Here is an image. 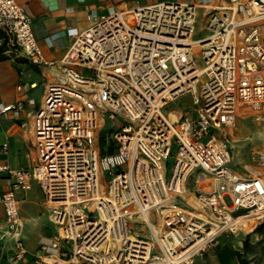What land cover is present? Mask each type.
<instances>
[{"label":"built area","instance_id":"obj_1","mask_svg":"<svg viewBox=\"0 0 264 264\" xmlns=\"http://www.w3.org/2000/svg\"><path fill=\"white\" fill-rule=\"evenodd\" d=\"M89 17L50 61L24 6L0 0L11 46L31 63L56 66L32 115L35 163L0 164L13 261L28 259L17 191L32 181L55 226L40 237L34 264H193L238 229L236 218L264 221V177L234 169L227 138L239 115L264 105V0L163 1ZM198 22L207 33L194 37ZM184 93L193 110L173 119L167 108ZM22 109L0 103V115ZM108 121L112 151L101 154ZM253 154L264 167V148Z\"/></svg>","mask_w":264,"mask_h":264},{"label":"crops","instance_id":"obj_2","mask_svg":"<svg viewBox=\"0 0 264 264\" xmlns=\"http://www.w3.org/2000/svg\"><path fill=\"white\" fill-rule=\"evenodd\" d=\"M17 1L24 6L31 19L33 31L44 58L59 61L72 42V36L68 31L87 28L92 22L90 14H106L112 7L125 8L163 1L196 2L199 0ZM0 34L2 35L0 43L4 36L7 38L5 50L7 57L0 59V103L9 104L20 101L23 104V109L17 114L8 111L0 115V164H8L11 168L29 167L35 163V156L31 149L32 115L42 101L47 83L54 78L56 66L29 62L14 48L12 49L9 37L1 29ZM19 85L21 89H18ZM39 85L42 86V90L37 93L36 89ZM169 110L176 115L182 112L181 110ZM4 144L7 145L6 150L2 148ZM236 157V153L235 157L232 155L233 167L240 175L258 174L264 177V167L257 164L255 157L251 163L245 164L241 158ZM240 164L244 167H239ZM8 187L4 173L0 172V190H6ZM17 196L28 259L24 262L13 261V240L6 234L4 208L0 203V264H34L31 256L38 247L40 237L50 236L55 231L44 194L36 181H32L30 189L17 191ZM253 219L252 217L242 219L243 231L249 230ZM257 227L246 236L240 232L221 234L217 243L207 246L202 254L195 257L193 264H240L238 252L250 264H264V227Z\"/></svg>","mask_w":264,"mask_h":264},{"label":"rangeland","instance_id":"obj_3","mask_svg":"<svg viewBox=\"0 0 264 264\" xmlns=\"http://www.w3.org/2000/svg\"><path fill=\"white\" fill-rule=\"evenodd\" d=\"M195 36H202L205 35L206 31H201V24L198 22L195 25ZM198 67L204 66V60L201 58L196 57ZM39 81V80H38ZM42 90V86L39 85L36 89L37 93ZM192 99L189 93H184L178 98L171 101L167 109H174V110H193L192 106ZM122 119L117 117L116 122L113 128L110 130L108 136H112L114 131L121 125ZM111 122L108 121L105 127L100 131L99 136L103 133L105 136V132L109 131ZM227 138L229 144L231 146L232 155L235 157V153L237 154L236 158H241L242 162L251 163L254 158V154L252 151H256L258 149L264 148V105L261 106L258 110H249L241 115L236 120L234 127L230 130L227 134ZM99 140V139H98ZM241 145H244L242 148ZM234 159V158H233ZM173 158L170 159L172 161ZM244 167L242 164L239 167ZM248 169V168H247ZM188 184L191 188L194 187L193 175L189 177ZM264 222V221H262ZM260 222L259 224H261ZM259 224H254L252 222L251 226L254 230ZM240 232L243 236L247 235V232L243 230H235L234 232H224V233H237ZM223 234V233H222Z\"/></svg>","mask_w":264,"mask_h":264},{"label":"trees","instance_id":"obj_4","mask_svg":"<svg viewBox=\"0 0 264 264\" xmlns=\"http://www.w3.org/2000/svg\"><path fill=\"white\" fill-rule=\"evenodd\" d=\"M0 37H2V35L0 34ZM6 42H7V38L6 36H4L3 41L0 43V59L6 58L7 55L5 54V50H6ZM12 47V46H11ZM13 49V47H12ZM105 138L103 136V133H101V135L99 136V146H100V153H106V152H111L112 151V146L111 145H107L105 146ZM264 227V222H262L257 228H261ZM252 226H250L248 231H251ZM238 258L240 261V264H250L243 256L240 252H238Z\"/></svg>","mask_w":264,"mask_h":264},{"label":"bare ground","instance_id":"obj_5","mask_svg":"<svg viewBox=\"0 0 264 264\" xmlns=\"http://www.w3.org/2000/svg\"><path fill=\"white\" fill-rule=\"evenodd\" d=\"M171 117L174 119V118H176V114L175 113H171ZM248 217H252V218H254L252 215L250 216H248V215H243V216H241V217H238V218H236L234 221H233V223L232 224H236V226L239 228V230H243L242 228H241V225H242V223H241V221H242V219H246V218H248ZM251 222H254V219L251 221ZM245 232H247V233H249L250 231H245Z\"/></svg>","mask_w":264,"mask_h":264}]
</instances>
